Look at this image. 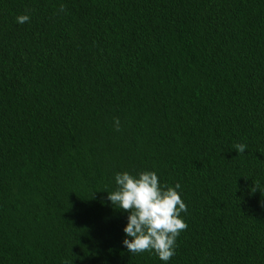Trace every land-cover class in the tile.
Instances as JSON below:
<instances>
[{
	"label": "trees",
	"instance_id": "16d2710c",
	"mask_svg": "<svg viewBox=\"0 0 264 264\" xmlns=\"http://www.w3.org/2000/svg\"><path fill=\"white\" fill-rule=\"evenodd\" d=\"M124 171L180 185L167 264H264V0H0V264H162Z\"/></svg>",
	"mask_w": 264,
	"mask_h": 264
},
{
	"label": "clouds",
	"instance_id": "9594fccd",
	"mask_svg": "<svg viewBox=\"0 0 264 264\" xmlns=\"http://www.w3.org/2000/svg\"><path fill=\"white\" fill-rule=\"evenodd\" d=\"M59 12H64L63 5ZM29 19L26 14L20 15L15 22L24 24ZM112 123L114 130L119 131L120 121L113 119ZM235 147L240 153L245 151L242 144ZM112 179L115 187L111 192L104 191L106 200L127 214L121 229V246L132 254L154 253L162 264H167L175 255L176 238L187 227L181 218L187 209L180 197V185L160 184L153 171L116 172Z\"/></svg>",
	"mask_w": 264,
	"mask_h": 264
}]
</instances>
